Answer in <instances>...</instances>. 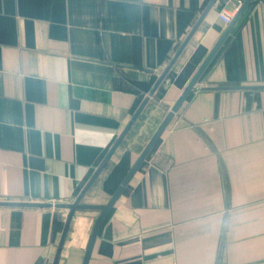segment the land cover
<instances>
[{
  "label": "crops",
  "instance_id": "0c3cea01",
  "mask_svg": "<svg viewBox=\"0 0 264 264\" xmlns=\"http://www.w3.org/2000/svg\"><path fill=\"white\" fill-rule=\"evenodd\" d=\"M211 0H0V200L73 202ZM216 0L83 198L105 204L217 44ZM68 210L0 206V264H54ZM98 209L56 264H83ZM88 264H264V0L100 224Z\"/></svg>",
  "mask_w": 264,
  "mask_h": 264
},
{
  "label": "water",
  "instance_id": "95a60500",
  "mask_svg": "<svg viewBox=\"0 0 264 264\" xmlns=\"http://www.w3.org/2000/svg\"><path fill=\"white\" fill-rule=\"evenodd\" d=\"M215 1L216 0H211L209 2L208 6L206 7L204 12L202 13L199 21L197 22L196 26L188 34L187 38L181 44V46L179 47L177 52L174 54V56L171 58L170 62L166 66V68L161 72L158 80L156 81L154 86L151 88V90L148 92L147 96L145 97V99L143 100V102L139 106L138 110L135 112V114L131 118V120L128 123V125L124 128L123 132L120 134L119 138L116 140L114 145L111 147V149L109 150V152L105 156L104 160L101 162V164L95 170V172L93 173L91 178L88 180V182L82 188L81 192L78 194V196L75 198V200L73 202L52 203V202L0 200V206H9V207H53L54 206L56 208H64V209L68 210L67 217H66V222H65V227H64V230H63V233H62V237H61V240H60V243H59V248H58V252H57V256L55 258L54 264L57 263L58 256L60 254V251H61L64 239H65V236H66V233H67L71 218H72L75 210L83 209V208L84 209H98L100 211V214L98 215V217H97V219H96V221L94 223V226H93V229H92V233H91V237H90V241H89V244H88V247H87V251H86V254H85V258H84V262H83V264H88V260H89L90 255H91V252H92V249H93V245H94L96 236L98 234V230H99L100 224L102 223L103 219L106 217V215L108 214V212L110 211V209L114 205L116 199L118 198V196L120 195V193L122 192L124 187L126 186L127 182L130 180V178L135 173V171L137 170L139 165L146 158V156L148 155V153L150 152V150L152 149V147L154 146V144L156 143V141L158 140V138L160 137V135L162 134L164 129L167 127V125L171 121V119L174 116V114L178 111V109L180 108V106L183 103V101L186 99L188 94L195 88V84L197 83L198 79L200 78L201 74L203 73V71L205 70L207 65L209 64L210 60L212 59V57L214 56L216 51L222 45V43L224 42V40L226 39L228 34L231 32V30L234 28V26L236 25V23L238 22V20L242 16V14L246 11L248 6L252 2V0H245L243 2V4L240 6V8L237 10V12L234 14V16L231 18V20L229 21V24H228L226 30L224 31L223 35L221 36V38L219 39L217 44L214 46V48L212 49L210 54L207 56V58L205 59V61L203 62V64L201 65V67L199 68L197 73L195 74V76L192 78V80L188 84V86L184 89V91L182 92V94L180 95V97L178 98L176 103L169 110L167 116L165 117V119L163 120L161 125L158 127V129L156 130V132L154 133L152 138L149 140L148 144L146 145L144 150L141 152V154L139 155L138 159L133 164L132 168L130 169V171L128 172L126 177L124 178L123 182L121 183L119 188L115 191V193L111 196L109 201L107 203H105V204H87V203H84L83 202V198H84L85 194L87 193V191L89 190V188L92 185V183L94 182V180L96 179V177H97L98 173L100 172V170L102 169L103 165L110 158L112 153L115 151L116 147L120 144L121 140L123 139L124 135L126 134L128 129L130 128V126L134 123V121L136 120V118L138 117V115L140 114V112L142 111L144 106L146 105V103L149 101L150 96L154 94L156 88L158 87V85L160 84V82L162 81V79L164 78L166 73L169 71V69L172 67V65L175 62V60L177 59L178 55L180 54L182 49L186 46L187 42L189 41L190 37L192 36L193 32L195 31L197 25L200 23V21H202V19L204 18L206 13L209 11V9L213 6Z\"/></svg>",
  "mask_w": 264,
  "mask_h": 264
},
{
  "label": "built area",
  "instance_id": "2783aa9c",
  "mask_svg": "<svg viewBox=\"0 0 264 264\" xmlns=\"http://www.w3.org/2000/svg\"><path fill=\"white\" fill-rule=\"evenodd\" d=\"M245 0H234L233 1V12H236L240 6L243 4ZM220 17L226 21V22H229L232 18V14L228 11H224L222 13H220Z\"/></svg>",
  "mask_w": 264,
  "mask_h": 264
}]
</instances>
